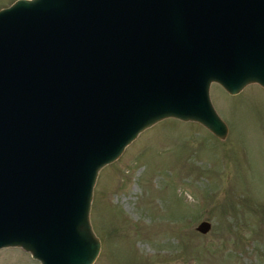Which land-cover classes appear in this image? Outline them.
<instances>
[{
  "label": "water",
  "instance_id": "water-1",
  "mask_svg": "<svg viewBox=\"0 0 264 264\" xmlns=\"http://www.w3.org/2000/svg\"><path fill=\"white\" fill-rule=\"evenodd\" d=\"M212 83L230 95L264 88V0H15L0 9V248L40 264H93L99 169L165 118L224 139Z\"/></svg>",
  "mask_w": 264,
  "mask_h": 264
},
{
  "label": "rangeland",
  "instance_id": "rangeland-1",
  "mask_svg": "<svg viewBox=\"0 0 264 264\" xmlns=\"http://www.w3.org/2000/svg\"><path fill=\"white\" fill-rule=\"evenodd\" d=\"M15 0H0V9ZM210 98L228 127L165 118L99 169L89 210L93 264H264V88ZM208 221L202 234L196 227ZM0 264H40L0 248Z\"/></svg>",
  "mask_w": 264,
  "mask_h": 264
},
{
  "label": "bare ground",
  "instance_id": "bare-ground-1",
  "mask_svg": "<svg viewBox=\"0 0 264 264\" xmlns=\"http://www.w3.org/2000/svg\"><path fill=\"white\" fill-rule=\"evenodd\" d=\"M22 249V248H21ZM23 250V249H22ZM24 252H26L25 250H24ZM28 253V252H27Z\"/></svg>",
  "mask_w": 264,
  "mask_h": 264
}]
</instances>
